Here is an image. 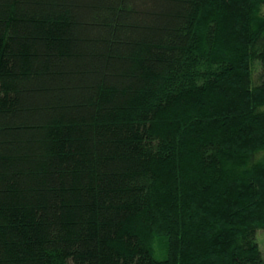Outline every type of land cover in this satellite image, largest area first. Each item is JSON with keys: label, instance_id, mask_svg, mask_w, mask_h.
<instances>
[{"label": "trees", "instance_id": "1", "mask_svg": "<svg viewBox=\"0 0 264 264\" xmlns=\"http://www.w3.org/2000/svg\"><path fill=\"white\" fill-rule=\"evenodd\" d=\"M264 0H0V264H264Z\"/></svg>", "mask_w": 264, "mask_h": 264}, {"label": "rangeland", "instance_id": "2", "mask_svg": "<svg viewBox=\"0 0 264 264\" xmlns=\"http://www.w3.org/2000/svg\"><path fill=\"white\" fill-rule=\"evenodd\" d=\"M256 237L261 251L264 252V232L261 230L257 231Z\"/></svg>", "mask_w": 264, "mask_h": 264}]
</instances>
